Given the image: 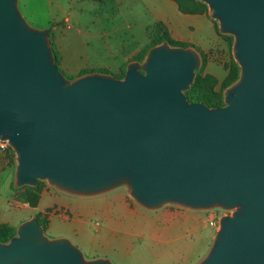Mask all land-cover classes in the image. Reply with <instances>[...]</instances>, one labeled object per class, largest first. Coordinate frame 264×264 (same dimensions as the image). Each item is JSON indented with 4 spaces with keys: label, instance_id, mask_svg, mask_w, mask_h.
I'll return each instance as SVG.
<instances>
[{
    "label": "water",
    "instance_id": "95a60500",
    "mask_svg": "<svg viewBox=\"0 0 264 264\" xmlns=\"http://www.w3.org/2000/svg\"><path fill=\"white\" fill-rule=\"evenodd\" d=\"M199 1L236 37L242 67L218 108L188 101L200 57L168 44L129 65L123 80L94 72L70 82L50 30L31 28L18 0H0V139L18 155V187L48 180L91 196L128 185L152 210L238 208L200 264H264V0ZM0 264L112 263L86 262L33 219L0 242Z\"/></svg>",
    "mask_w": 264,
    "mask_h": 264
},
{
    "label": "rangeland",
    "instance_id": "374dc122",
    "mask_svg": "<svg viewBox=\"0 0 264 264\" xmlns=\"http://www.w3.org/2000/svg\"><path fill=\"white\" fill-rule=\"evenodd\" d=\"M121 1L122 0H18V9L31 28L40 31L45 29L50 30V43L55 60L51 30L53 26L58 24L55 22L56 20H60L61 17L65 16L75 17L76 15L85 14V20L82 22L85 24L86 21L95 20L93 10L97 12L96 15L99 14V16H101V19L106 16H116L117 12L115 7L117 3ZM199 3H202L203 7L205 6L204 8L210 13L208 4L202 1H199ZM214 21L218 28L221 44L216 45L210 51H201L190 44L174 40L164 27L165 31L161 28L159 36L152 37L145 52H143L144 50H138L132 54L130 61L123 66L121 74L117 75L118 77L115 76V78L123 80L127 73L128 66L133 63H138L140 66L144 65L151 50L168 43L164 42L153 48L149 47L155 44V42H160L161 39L159 38L163 35H168L174 42L181 44V46L178 47L168 44L171 49H191L199 55L200 66L196 71L193 84L196 80L200 81L203 89L222 96L224 104L226 105L225 94L241 80L242 67L234 55L236 37L232 34L223 33L221 31L220 21L217 19H214ZM74 26L75 28L73 31L78 30L79 27L76 22H74ZM94 52L95 53L92 52L91 54L92 57H96L103 62H108L109 52L107 54L103 52L100 53L97 50ZM94 71L96 73H101L106 70L95 69ZM82 73L81 76H83ZM236 73L238 74L237 79H235ZM62 74L65 79L70 82L77 79L63 71ZM186 92L187 91H185V95ZM18 166V155L12 147L4 152H0V231L9 229L8 231L15 233V237H17L20 226L33 219H37L47 237L48 219L53 215L60 214L67 219L81 217L78 211L71 212L69 210L65 211L64 209L58 210L57 208H53L50 211L47 210L44 215L40 213L36 218L29 219L25 206H30L32 208L38 207L45 192L54 191L58 193L59 191H66L52 186L48 180H38L33 186H16ZM122 186L125 192L121 195H116L108 201L110 204H114L113 209L107 207L105 198L108 197L106 195L113 193L111 191H114V189L90 196L93 197L90 199H100L98 206H95L98 212L91 216L88 221L92 231L97 233L101 238L107 222H114L116 227L126 225L128 224V217L136 214L144 217L139 225L142 228L145 227L141 233L148 232L149 234L164 235L160 239L152 240L148 235L143 236L144 233L140 234V238L132 241L133 248L130 254L126 255V258L122 260V264H200L207 258L215 243L221 229L222 219L225 217H233L238 211V208L227 210L223 207L193 210L178 204H167L157 210H150L143 207L130 195L128 185ZM79 196L82 197L84 195ZM102 198L104 200H102ZM34 202L36 206L32 205ZM15 220H17V226L11 224ZM122 231L126 232L125 229L115 230L113 228L110 234L119 237L122 236ZM47 238L51 240L49 237ZM103 247L104 249L114 248V246L109 243L105 244ZM115 250H117V248ZM83 255L86 262L105 259L100 258V253H94L93 255L83 253Z\"/></svg>",
    "mask_w": 264,
    "mask_h": 264
},
{
    "label": "crops",
    "instance_id": "0c3cea01",
    "mask_svg": "<svg viewBox=\"0 0 264 264\" xmlns=\"http://www.w3.org/2000/svg\"><path fill=\"white\" fill-rule=\"evenodd\" d=\"M115 8L116 16H106L102 19L93 10L95 20L86 21L85 24L82 23L85 14L75 17L65 16L55 21L58 24L51 30V39L62 58L59 66L61 71L76 78L80 77L83 71L95 69L107 70L112 76L120 75L132 54L138 50H145L152 37L158 36L162 28L160 25L166 28L174 40L190 44L201 51L208 52L221 44L217 25L207 11L200 14H184L174 0H122ZM74 22L79 27L76 31H73ZM95 50L106 54L109 52L108 62L92 57L91 54L95 53ZM123 188L119 186L111 191L114 194L106 195L108 208L113 209L114 204L108 201L116 195L123 194L125 192ZM90 198L93 197L50 191L44 193L38 207H25L29 219L36 218L40 213L44 215L47 210L53 208L78 211L82 218L67 219L60 214L50 217L47 223V237L51 240L67 239L82 253L91 255L100 253V258H105L112 264H122V260L133 248L132 241L140 238L139 235L144 233L141 231L145 227L139 226L144 217L130 215L128 224L117 227L114 222H107L103 234L101 233L103 236L100 238L92 231L88 222L90 217L98 212L95 206H98L100 199ZM11 224L17 226V220ZM113 228L125 229L126 232L122 231V236L115 237L110 234ZM145 235L152 240L164 236L148 232L143 236ZM108 243L114 248L104 249L103 246Z\"/></svg>",
    "mask_w": 264,
    "mask_h": 264
},
{
    "label": "trees",
    "instance_id": "16d2710c",
    "mask_svg": "<svg viewBox=\"0 0 264 264\" xmlns=\"http://www.w3.org/2000/svg\"><path fill=\"white\" fill-rule=\"evenodd\" d=\"M175 1L178 3L180 11L184 14H200V13H204L205 11H207L204 8L205 6L203 7V4L199 3V1H196V0H175ZM160 26L163 28L162 30L165 31L164 27L162 25H160ZM158 36H159V34H158ZM159 39H161L160 42H155V44H152L149 48H153V47H155L159 44H162L164 42H167L169 45L174 46V47L181 46V44L174 42L171 39V37L168 35H163ZM159 39H157V40H159ZM52 45L54 47L55 61L59 67L62 58H61L60 54L58 53V51L56 50L54 43ZM145 50L143 52H145ZM122 71H123V69H122ZM92 72H95V71L86 70L82 73V75L89 74ZM101 73L102 74H110L107 70L105 72L102 71ZM237 75L238 74L236 73L235 79H237ZM116 77H118V76H116ZM186 96H187L188 101L190 103H205L210 108H218V107H222L225 105L222 96H220L219 94H215L213 92H210V91L203 89L202 85L200 84V81H198V80H196L195 83L193 84V86L191 87V89L186 92ZM32 205L36 206V203L34 202V203H32ZM8 230L0 231V242L3 244L9 243L16 235L15 233L10 232Z\"/></svg>",
    "mask_w": 264,
    "mask_h": 264
},
{
    "label": "built area",
    "instance_id": "2783aa9c",
    "mask_svg": "<svg viewBox=\"0 0 264 264\" xmlns=\"http://www.w3.org/2000/svg\"><path fill=\"white\" fill-rule=\"evenodd\" d=\"M11 147L8 140H1L0 139V152H4Z\"/></svg>",
    "mask_w": 264,
    "mask_h": 264
}]
</instances>
